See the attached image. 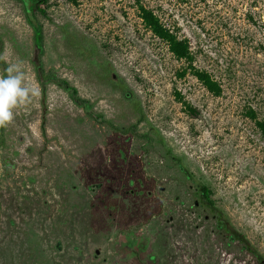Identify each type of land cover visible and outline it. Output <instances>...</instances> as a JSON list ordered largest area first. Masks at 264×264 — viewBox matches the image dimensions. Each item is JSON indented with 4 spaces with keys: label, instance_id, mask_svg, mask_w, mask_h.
<instances>
[{
    "label": "rangeland",
    "instance_id": "rangeland-1",
    "mask_svg": "<svg viewBox=\"0 0 264 264\" xmlns=\"http://www.w3.org/2000/svg\"><path fill=\"white\" fill-rule=\"evenodd\" d=\"M30 1L0 0V76L35 90L0 127V264H264V0Z\"/></svg>",
    "mask_w": 264,
    "mask_h": 264
},
{
    "label": "trees",
    "instance_id": "trees-1",
    "mask_svg": "<svg viewBox=\"0 0 264 264\" xmlns=\"http://www.w3.org/2000/svg\"><path fill=\"white\" fill-rule=\"evenodd\" d=\"M40 2H44L45 0H36ZM140 15L145 22V24L159 37L166 40L170 46L171 51L180 59H185L186 61L192 63L194 61L193 54L191 52V48L189 45V42L186 39H180L178 38L173 32L167 28L160 18L155 14V12L145 7L144 5H140ZM44 71L41 69L40 76L44 77ZM193 74L201 80L204 85L214 94L218 95L221 93V87L217 84L216 81H214L210 75L205 72L201 71L199 69H194ZM55 82L58 84L64 86L68 90L72 91V94H76L77 89L74 87H71L67 80L65 79H54ZM253 119L256 121V125L261 130L262 135L264 136V121L257 119V117L253 114L251 115ZM205 198L208 200L209 203H211V199L209 197V192L206 186L202 187ZM240 239V237H237Z\"/></svg>",
    "mask_w": 264,
    "mask_h": 264
},
{
    "label": "clouds",
    "instance_id": "clouds-1",
    "mask_svg": "<svg viewBox=\"0 0 264 264\" xmlns=\"http://www.w3.org/2000/svg\"><path fill=\"white\" fill-rule=\"evenodd\" d=\"M30 94L34 95L35 90L27 85L20 66H8L5 75L0 76V127L13 120L14 109L23 104Z\"/></svg>",
    "mask_w": 264,
    "mask_h": 264
},
{
    "label": "flooded vegetation",
    "instance_id": "flooded-vegetation-1",
    "mask_svg": "<svg viewBox=\"0 0 264 264\" xmlns=\"http://www.w3.org/2000/svg\"><path fill=\"white\" fill-rule=\"evenodd\" d=\"M177 193H178V192H177ZM177 193H175V195H176L177 197H179L180 194H177ZM206 202H208V200L205 198V193H204V191H203V189H202V187H201V188H199V198H196V199L193 201V208H194V209H198V208L204 206V205L206 204ZM208 203H209V202H208Z\"/></svg>",
    "mask_w": 264,
    "mask_h": 264
},
{
    "label": "water",
    "instance_id": "water-1",
    "mask_svg": "<svg viewBox=\"0 0 264 264\" xmlns=\"http://www.w3.org/2000/svg\"><path fill=\"white\" fill-rule=\"evenodd\" d=\"M25 1V4H26V7H27V12L29 14V17L32 19V21L35 22L34 18L32 17V13H31V10H30V6L32 5L31 1L30 0H24Z\"/></svg>",
    "mask_w": 264,
    "mask_h": 264
}]
</instances>
